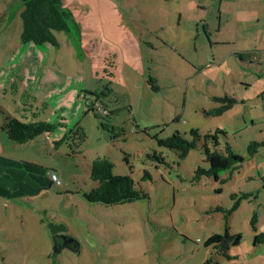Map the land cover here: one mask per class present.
<instances>
[{"label":"rangeland","instance_id":"rangeland-1","mask_svg":"<svg viewBox=\"0 0 264 264\" xmlns=\"http://www.w3.org/2000/svg\"><path fill=\"white\" fill-rule=\"evenodd\" d=\"M63 6L75 38L60 30L55 42L38 44L23 37L21 0H0V264H264V242L254 245L264 233V0ZM122 18L144 39L140 54L126 47ZM77 27L84 40L76 44ZM93 61L96 68L85 67ZM225 95L237 102L205 114L227 104L215 99ZM1 107L57 128L20 144L2 130ZM219 127L245 157L219 180H194L199 165L209 166L201 142L180 158L158 141ZM254 140L261 144L249 155ZM98 157L149 196L115 205L86 199L98 185ZM50 223L65 226L67 246L55 245ZM227 227L240 239L224 255L206 240Z\"/></svg>","mask_w":264,"mask_h":264},{"label":"trees","instance_id":"trees-1","mask_svg":"<svg viewBox=\"0 0 264 264\" xmlns=\"http://www.w3.org/2000/svg\"><path fill=\"white\" fill-rule=\"evenodd\" d=\"M24 5V39L34 40L38 44L46 41H56L55 31L68 30L71 20V13L63 6V0H21ZM215 99L228 102L219 107L206 110L207 115H222L230 109L237 99L232 96L215 97ZM4 124L2 130L7 136L20 144H26L37 136L46 132H53L57 124L46 120L24 122L5 109ZM191 138H187L180 131H175L167 138L159 139V143L178 152L180 158H185L191 150L199 146L205 155L204 161L208 167L199 165L196 169L194 180L199 181L203 176L220 179V174L229 171L230 175L234 169L242 165L245 157L236 153L228 140V132L224 128L209 130L202 135L198 129L191 130ZM259 141H251L248 146L249 155L258 151ZM114 163L108 157H98L91 165V178L98 182V185L85 193L86 199L91 202H101L106 205L124 204L147 198L148 193L136 186L132 174L114 173ZM145 175L149 176L148 172ZM226 179H221V182ZM220 189V188H219ZM235 196V195H233ZM240 203V199L235 202L232 209ZM219 209H223L220 207ZM227 210L230 213L231 210ZM227 217V215H226ZM240 235H230L229 227L226 233H214L207 240L206 245L214 244L218 251L227 255L230 242L238 243ZM264 242V233L255 236L254 245ZM209 260L207 263H210Z\"/></svg>","mask_w":264,"mask_h":264},{"label":"crops","instance_id":"crops-1","mask_svg":"<svg viewBox=\"0 0 264 264\" xmlns=\"http://www.w3.org/2000/svg\"><path fill=\"white\" fill-rule=\"evenodd\" d=\"M69 2H70V0H69ZM65 8V7H64ZM66 10H67V8H65ZM86 9V8H85ZM181 15H182V13H179V17H181ZM123 22H122V21ZM118 22L119 23H122V24H119V26L121 25V26H123V29H124V31H125V38H124V41H127V40H129V43H127V48H131V46L132 45H134V49H135V51L136 52H138L139 54L142 52V48H143V44H144V39H142V37L140 36V35H138L137 34V32L136 31H134V29L131 27V26H129L124 20H123V18L122 19H119L118 20ZM74 25L73 23H72V21L70 20V23H69V29L68 30H66V31H63V32H65L66 34L68 33L69 34V36H68V38H75V31L73 32V28H72V25ZM74 27V26H73ZM80 31H82V34H81V32ZM77 32H78V38L77 39H75L73 42H75V41H79V42H81V41H83L84 40V33H83V30L81 29V28H79V27H77ZM58 35V34H57ZM109 35H112V37H118V36H115L114 34H110L109 33ZM127 39V40H126ZM146 42H147V40H146ZM76 43V42H75ZM82 43V42H81ZM77 44V43H76ZM166 44V42L165 41H163V45H165ZM84 45V44H83ZM89 46V45H88ZM88 46H78L77 45V48L81 51V54H82V56L83 55H85V54H89V49H88ZM116 46H117V49H118V51H121V48H120V42H116ZM94 47V46H93ZM92 52H94V50L92 49ZM132 52V51H131ZM137 53V54H138ZM132 54H130L129 56H128V58L131 56ZM111 57V56H110ZM110 57H109V59H110ZM103 62H105V61H103ZM98 66V65H97ZM97 66H95V64H94V61L90 64V65H87V64H85V67L86 68H96ZM105 66V63H103V67ZM102 67V68H103ZM113 68H115V67H118V65H115V62H114V65L112 66Z\"/></svg>","mask_w":264,"mask_h":264},{"label":"water","instance_id":"water-1","mask_svg":"<svg viewBox=\"0 0 264 264\" xmlns=\"http://www.w3.org/2000/svg\"><path fill=\"white\" fill-rule=\"evenodd\" d=\"M49 228L52 232V234L55 236L56 234H59L60 232H64L65 231V226L63 224H53L50 223L49 224ZM55 245H58L55 243ZM62 247L67 246V244H63L61 245Z\"/></svg>","mask_w":264,"mask_h":264},{"label":"flooded vegetation","instance_id":"flooded-vegetation-1","mask_svg":"<svg viewBox=\"0 0 264 264\" xmlns=\"http://www.w3.org/2000/svg\"><path fill=\"white\" fill-rule=\"evenodd\" d=\"M55 240L58 243V245H63V244H69L68 242V238L69 235L64 234V232H61L60 234H56L55 236Z\"/></svg>","mask_w":264,"mask_h":264},{"label":"built area","instance_id":"built-area-1","mask_svg":"<svg viewBox=\"0 0 264 264\" xmlns=\"http://www.w3.org/2000/svg\"><path fill=\"white\" fill-rule=\"evenodd\" d=\"M53 178L56 179L57 183H60V180L56 178V175H53Z\"/></svg>","mask_w":264,"mask_h":264}]
</instances>
